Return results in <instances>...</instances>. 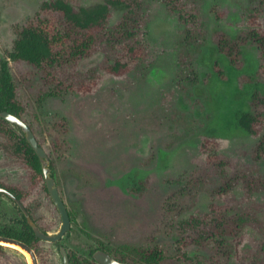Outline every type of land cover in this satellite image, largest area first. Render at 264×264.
<instances>
[{
  "label": "rangeland",
  "instance_id": "374dc122",
  "mask_svg": "<svg viewBox=\"0 0 264 264\" xmlns=\"http://www.w3.org/2000/svg\"><path fill=\"white\" fill-rule=\"evenodd\" d=\"M46 1L0 0V59L12 50L16 31L41 13ZM67 1L77 8L104 0ZM141 1L149 9L141 43H134L135 56L121 47L94 50L77 61L76 83L65 96L50 95L32 66L22 62L13 67L18 99L29 111L22 118L33 121L45 146L54 124L66 120L62 139L68 149L54 175L73 219L63 244L86 258L101 243L116 249L160 246L167 256L163 264H257L264 242V188L252 185L264 179V158L254 157L259 136L210 137L205 118L195 112L200 105L204 110L196 81L208 69L201 59L214 52L219 39L235 42L229 56L238 65L246 54L259 61V80L260 50L244 38L252 29L264 34V0H183L184 13L196 15L193 27L161 0ZM45 14L55 18L52 12ZM121 15L112 10L110 25ZM118 61L126 68L115 73L111 68ZM133 169L141 176L128 184ZM0 183L31 189L33 217L51 226L49 233L58 231L60 215L50 196L5 149L1 137ZM227 183H232L230 189ZM233 214L253 219L228 234L229 223L237 226L235 218L229 220ZM19 216L16 205L0 194V226ZM222 216L228 235L224 244L218 243L219 236L193 239L211 233L212 226L223 236L217 230ZM191 219L203 223L187 226L184 222ZM16 249L4 247L0 264H29L27 254ZM36 255L38 264H62L54 243L41 240Z\"/></svg>",
  "mask_w": 264,
  "mask_h": 264
},
{
  "label": "trees",
  "instance_id": "16d2710c",
  "mask_svg": "<svg viewBox=\"0 0 264 264\" xmlns=\"http://www.w3.org/2000/svg\"><path fill=\"white\" fill-rule=\"evenodd\" d=\"M161 1L186 26L191 25L193 27L195 25L193 22L196 15L184 13L183 0ZM148 9V5L141 0H104L91 6H79L77 8L67 0L43 2L40 8L41 13H37L32 20L16 31L12 50L0 59V112L6 110L19 118L29 113L26 105L18 99V85L13 72V67L17 63L23 62L35 68L41 74L43 84L49 90V94L63 97L70 92L72 86L76 83L75 77L78 75L75 70L77 61L94 50L104 49L107 53L115 51L112 50L113 48L121 47L128 54L135 56L136 47H134V43H141ZM112 10L121 11L122 13L119 21L114 25L109 23ZM49 12L55 14V18L52 19L54 22L46 16L45 13L49 14ZM188 34L189 36L192 35L189 31ZM244 39L258 46L261 57L259 80L256 81L255 92L251 99L252 109L243 116L241 121L242 126L250 134L259 136L258 143L254 148V157L255 159H260L264 158V34L252 29L246 33ZM217 42L222 51H226L229 55L235 53V42L226 38H221ZM105 47L110 49H105ZM67 68L68 72L67 70L65 71ZM125 68L126 63L118 61L112 66L111 70L118 73ZM85 89L88 91V88ZM26 123L36 136V130L32 124L33 121H26ZM66 125V120L64 119L54 124L51 132L52 139L47 146L36 137L38 144L44 147L50 158L49 166L52 176L55 175V169L59 165L63 153L68 149L66 140L62 139V136L67 132ZM15 128L0 117V137L4 142L5 149L30 169L33 178L38 183H42V187L47 192L40 160L28 144L24 134ZM263 182L264 179H259L257 182L254 181L252 185L257 190H260L264 188V186L259 187ZM0 185L20 200L31 219L43 232L46 233L51 230V226L43 225L33 217L31 189L13 184L0 183ZM231 185L232 183H227L226 187L230 189ZM221 191H226V188H221ZM0 194L13 202L20 213L19 218H16L12 223L0 226V235L14 238L27 244L37 254L41 240L35 235L17 204L6 194L2 192ZM68 212L71 222H73L71 212L69 210ZM233 216H229V220L232 222L235 218L236 221L234 222L237 223V226L229 223L226 227V233L228 234L241 227L248 219H253V217L244 214H233ZM222 217V220L218 221L220 224L217 225V230L221 229L220 234L224 233L223 236L214 233L215 226H212V232L208 231L211 233H205L202 236L196 234L193 239L203 238L204 240L208 239L209 236H219L221 237L219 244H224L225 236L228 235L223 232L224 222L221 221H223L224 216ZM193 221L196 223V220L193 219ZM54 244L58 247V250L60 246L66 249L69 264H98L92 258L94 250L90 251L89 258H86L69 251L63 244V238ZM177 244L180 245V241ZM2 249H4V246L0 245V251ZM99 249L104 250L120 261L130 264H163L167 257L160 246L152 248H132L127 246L116 249L100 243ZM258 253L257 264H263L264 242L261 244Z\"/></svg>",
  "mask_w": 264,
  "mask_h": 264
},
{
  "label": "flooded vegetation",
  "instance_id": "af4514ba",
  "mask_svg": "<svg viewBox=\"0 0 264 264\" xmlns=\"http://www.w3.org/2000/svg\"><path fill=\"white\" fill-rule=\"evenodd\" d=\"M213 51L201 59V64L208 69V72L201 73L200 79L196 81L201 87L198 92L204 99V110L202 111L200 105V110L195 113L202 114L205 118L204 130L210 137L250 134L241 121L243 116L251 111V99L255 92V79L260 63L253 56L246 54L244 63L238 65L218 44L213 47ZM182 105L186 107V104ZM164 153L161 152V158H164ZM127 175L125 181L128 184L132 181L138 183L136 179L138 175L141 176L137 169L131 170ZM184 223L190 227H198L203 222L196 220L195 223L191 219ZM208 225L212 226V222Z\"/></svg>",
  "mask_w": 264,
  "mask_h": 264
},
{
  "label": "water",
  "instance_id": "95a60500",
  "mask_svg": "<svg viewBox=\"0 0 264 264\" xmlns=\"http://www.w3.org/2000/svg\"><path fill=\"white\" fill-rule=\"evenodd\" d=\"M0 117L6 120L9 124L16 127L20 132L24 134L28 144L32 147L37 157L39 158L47 193L50 196L53 204L55 205L60 215L61 224L59 226L58 231L55 233L43 232L40 227L31 219L29 213L27 212L24 205L20 202V200H18L12 193H10L6 188L1 185L0 192L6 194L17 204L21 212L25 215L29 225L32 227L35 235L40 240L55 243L61 238H63L70 231L72 224L68 209L64 203V200L60 194L58 187L56 186L54 176L51 175V169L49 166V158L47 156V153L44 148L38 144V140L36 139V136L33 133L32 129L22 118H19L18 116H15L14 114L6 110L0 112ZM5 244L17 246L19 249L16 250L20 251L21 253H26L30 260L29 264H38V259L35 251L27 244L14 238H9L0 235V245L6 247ZM59 254L62 259V264H69L68 254L63 246L59 247ZM92 258L99 264H130L128 262H123L116 259L112 255L108 254L107 252L101 249L94 250V252L92 253Z\"/></svg>",
  "mask_w": 264,
  "mask_h": 264
},
{
  "label": "bare ground",
  "instance_id": "6f19581e",
  "mask_svg": "<svg viewBox=\"0 0 264 264\" xmlns=\"http://www.w3.org/2000/svg\"><path fill=\"white\" fill-rule=\"evenodd\" d=\"M5 246H13L14 248H18L17 246H14V245H8V244H5Z\"/></svg>",
  "mask_w": 264,
  "mask_h": 264
}]
</instances>
